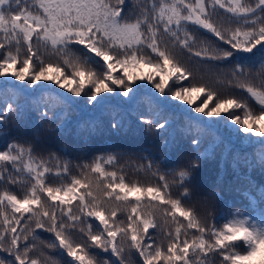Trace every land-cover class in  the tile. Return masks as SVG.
<instances>
[{
  "label": "snow or ice",
  "instance_id": "1",
  "mask_svg": "<svg viewBox=\"0 0 264 264\" xmlns=\"http://www.w3.org/2000/svg\"><path fill=\"white\" fill-rule=\"evenodd\" d=\"M72 130L151 138L165 155L140 157L147 181L114 153L73 175L43 154ZM0 136V264H264V185L258 199L237 188L243 208L210 223L193 204L217 153L218 187L226 165L264 175V0H0Z\"/></svg>",
  "mask_w": 264,
  "mask_h": 264
},
{
  "label": "trees",
  "instance_id": "2",
  "mask_svg": "<svg viewBox=\"0 0 264 264\" xmlns=\"http://www.w3.org/2000/svg\"><path fill=\"white\" fill-rule=\"evenodd\" d=\"M185 62L187 63V61ZM188 66L194 74V81L208 83L210 87L216 88L221 95L234 91L233 89L227 88L224 84H216L214 78L209 79L206 70L200 68L199 65L189 64ZM144 71L147 72L148 69H144ZM116 74L119 75L120 73L118 72ZM184 83H188V81H184ZM57 90L62 91L60 89ZM173 103L179 102L173 101ZM184 106L186 107V105ZM30 131L34 133L36 129L33 128ZM8 139H10V136H0V148L6 145ZM252 139L256 140L258 138L252 137ZM41 140L44 141V136L41 137ZM160 143L153 144L151 138H144L142 136L132 137L131 133L129 134V138H117L107 133L94 135L89 138L87 133L78 134L75 130H72L64 136H60L58 133L52 135L51 140L45 141L43 154L47 156V153L51 151L56 152L62 157L66 155L72 161L71 173L73 175H79V171L76 168L77 164L85 161L91 162L97 155L114 153L118 157H121L118 160V165L123 167L126 179L129 182L135 179L147 181L150 179V176L137 171V166L140 163H145L140 157L151 155L157 160H162L165 152L161 150ZM234 143L242 155L247 153L250 160L254 161L256 159L255 151L251 146L240 144L239 142ZM218 161L219 153H217L215 160L205 163L197 173H194L193 187L196 196L193 199V204L202 222L210 223L212 222L213 216L220 213H227L229 209L235 210L237 207L243 208L245 201L240 192L236 190L237 188L241 190L250 188L251 194L258 199L257 189L261 185H264V175L261 174L258 166L254 167L249 173L248 169L242 165L239 169L240 178L237 179L232 168L226 165L225 183L218 187L216 184L217 173L219 171ZM54 163L50 166H54ZM119 166L116 168L118 172L120 171ZM170 167H176V164H172ZM248 176H250L252 185H255L254 187L250 185L249 179L246 178ZM175 194L177 193L174 191ZM120 215L123 216V213H120ZM41 236L46 239L49 234L42 233ZM75 236L79 238L80 234L75 233ZM65 259L70 258H67L65 255Z\"/></svg>",
  "mask_w": 264,
  "mask_h": 264
}]
</instances>
